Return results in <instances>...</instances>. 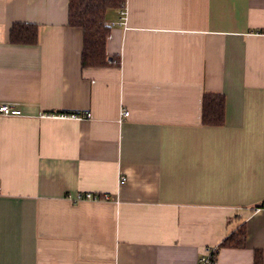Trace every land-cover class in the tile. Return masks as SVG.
I'll use <instances>...</instances> for the list:
<instances>
[{"label":"crops","instance_id":"1","mask_svg":"<svg viewBox=\"0 0 264 264\" xmlns=\"http://www.w3.org/2000/svg\"><path fill=\"white\" fill-rule=\"evenodd\" d=\"M126 7L106 18L120 66L83 69L69 0H0V104L22 112L0 116V264H199L244 224L217 264H264V0Z\"/></svg>","mask_w":264,"mask_h":264},{"label":"trees","instance_id":"2","mask_svg":"<svg viewBox=\"0 0 264 264\" xmlns=\"http://www.w3.org/2000/svg\"><path fill=\"white\" fill-rule=\"evenodd\" d=\"M125 6L126 0H69L68 26L83 32V69L120 66V58L108 53L111 26L106 18L109 11L121 10ZM38 38L39 27L36 24L17 23L10 32V43L15 45H36ZM225 105L224 94L205 93L202 98V125L222 127L225 124ZM246 243L247 227L244 224L227 236L214 251L218 255L222 249H244ZM261 261L262 254L257 251L255 263L261 264Z\"/></svg>","mask_w":264,"mask_h":264},{"label":"built area","instance_id":"3","mask_svg":"<svg viewBox=\"0 0 264 264\" xmlns=\"http://www.w3.org/2000/svg\"><path fill=\"white\" fill-rule=\"evenodd\" d=\"M127 15H128L127 7L125 6L124 8H122L120 10V17H121L120 20H121L122 24L126 23ZM21 115H22V112L19 109H16L13 106L8 105V104H0V116L8 117V116H21ZM129 115H130V113L128 111H125L123 113V117H129ZM43 117L50 118V117H53V115L45 114V115H43ZM60 117L65 118V117H68V116L63 115V116H60ZM70 117L71 118H76V119H80L82 117L90 118L91 114L88 113L87 115H84V116L71 115ZM126 182H127V178L123 177L120 180V185H123ZM98 199H101V198H99L97 196H94L93 194L88 193V194H80V195H78L76 200L77 201H81V200H98ZM104 199L105 200L108 199V196H105ZM263 209H264V205L257 207L255 209V211L259 212V211H261ZM217 257H218V255H216L214 249H210L205 254L202 255V257L199 260V264H217Z\"/></svg>","mask_w":264,"mask_h":264}]
</instances>
